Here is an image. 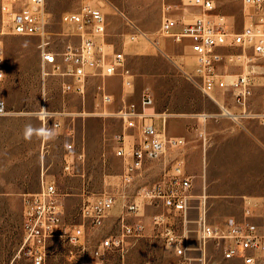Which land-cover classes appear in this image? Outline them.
Segmentation results:
<instances>
[{
    "label": "rangeland",
    "instance_id": "1",
    "mask_svg": "<svg viewBox=\"0 0 264 264\" xmlns=\"http://www.w3.org/2000/svg\"><path fill=\"white\" fill-rule=\"evenodd\" d=\"M88 1L48 0L53 29L67 30L61 15ZM215 1L234 30L250 22L251 11L241 0ZM100 5L106 13V39L124 51L131 84L125 83L122 73L92 76L83 93L74 91L69 77L44 75L39 39L11 33L3 26L0 14L5 61L0 98L7 103V112L0 117V264H31L24 256H17L23 240L24 197L39 191L45 177L54 179L60 192L63 227H84V236L77 245L65 235L51 237L46 264H96L94 250L100 241L121 233L123 200L118 201L103 225H94L81 214L85 201L106 191L120 194L122 190L124 160L115 152L114 135L123 127L115 117L100 114L105 108L100 85L114 97L106 111L139 101L147 90L154 97V109L171 114L168 134L184 135L187 140L182 152L193 179L192 219L197 217L199 198L204 194L208 221L220 226L230 220L250 222L264 234V123L257 115L232 118L225 109L242 114L243 108L230 91L217 90L210 96L186 77L184 71L192 70L196 63L190 48L157 35L161 0H100ZM195 11L187 7L180 14L186 13L184 18L189 21ZM122 13L148 38L131 40L132 26ZM155 40H159L157 44ZM56 48L61 49V43ZM229 70L235 74L242 67L232 66ZM256 70L247 109L263 113L264 54L257 59ZM44 109L53 114H42ZM203 114L208 115L206 119ZM56 121L61 124L57 126ZM69 142H74L72 151L66 147ZM82 151L84 156L78 158ZM66 154L74 162L71 172L64 169ZM161 170L160 162L152 163L137 185L154 182ZM137 185L131 187L132 192ZM154 212L155 208L147 205L140 215L125 216V221L141 218L146 224L145 234L129 238L123 250L108 252L105 264H178V257L153 230ZM189 226L195 228L196 223ZM192 244H197L195 237ZM256 256L255 264H264V252ZM206 260V264H244L239 258H226L215 241L207 243Z\"/></svg>",
    "mask_w": 264,
    "mask_h": 264
},
{
    "label": "built area",
    "instance_id": "2",
    "mask_svg": "<svg viewBox=\"0 0 264 264\" xmlns=\"http://www.w3.org/2000/svg\"><path fill=\"white\" fill-rule=\"evenodd\" d=\"M241 1L250 9L251 20L236 31L226 15L218 11L215 0H161L157 35L189 47L196 63L192 70L184 71L186 77L210 96L217 90L230 91L235 102L243 108L241 116L247 117L255 115L249 114L247 103L257 74V59L264 54V0ZM47 3L48 0H1L0 3L2 24L6 29L39 39L44 75L71 78L70 85L79 93L84 92L86 81L92 76L110 77L122 73L125 83L131 84L124 51L116 49L106 39V13L100 0H89L74 11L64 12L61 22L68 28L59 32L53 29V15ZM187 7L196 9L189 21L184 18L186 13L180 14ZM126 19L133 29L131 40L139 36L148 38L135 22ZM156 41L159 40H155V44ZM60 43L61 49L56 48ZM232 66L242 67V70L232 74L229 72ZM4 77V49L0 43V80ZM98 88L105 107L100 114L115 117L123 127L114 135L115 152L124 160L120 175L122 190L120 194L106 191L85 201L81 214L100 226L119 200L124 201L125 212L121 233L106 236L95 248L96 264H105V256L111 250H123L129 238L145 234L146 224L141 218L125 221V216H138L147 205L155 208L151 215L153 230L178 257V264H206L209 241L221 245L226 258L255 264L256 253L264 252V234L254 224L230 220L220 226L208 221L204 194L199 198L197 217H190L193 179L187 172V159L182 152L187 140L184 135L168 134L171 114L156 111L154 97L147 90L142 92L139 101L125 102L114 111H106L114 97L104 86ZM6 112L7 103L0 98V117ZM50 114L53 113H47ZM257 116L264 123V112ZM60 124L56 121L57 126ZM66 147L72 151L74 142L67 143ZM83 156L82 151L78 158ZM154 162L162 164L159 178L137 185L143 171ZM73 167V159L66 154L64 169L71 172ZM136 185L138 187L132 192L131 187ZM62 215L57 184L54 179L45 177L39 191L24 197L23 240L17 256H24L31 264H46L51 237L65 235L70 243L79 244L84 236L83 225L64 228ZM192 222L196 223L195 228L189 226ZM192 237L196 238V245L192 244Z\"/></svg>",
    "mask_w": 264,
    "mask_h": 264
},
{
    "label": "bare ground",
    "instance_id": "3",
    "mask_svg": "<svg viewBox=\"0 0 264 264\" xmlns=\"http://www.w3.org/2000/svg\"><path fill=\"white\" fill-rule=\"evenodd\" d=\"M41 113L42 114H46L47 112L45 111V109L44 110H42L41 111ZM225 113L226 114H229L231 117L233 116V117H235L234 119H237V118H240L241 117V113H233V112H230L229 110H227V109H225ZM167 114V113H166ZM247 114V113H246ZM249 114H255V115H259V114H261L262 115V113H253V112H251L250 111V113ZM205 115H207V114H203V116H204V119H205ZM244 115V114H243ZM45 116V115H44Z\"/></svg>",
    "mask_w": 264,
    "mask_h": 264
},
{
    "label": "crops",
    "instance_id": "4",
    "mask_svg": "<svg viewBox=\"0 0 264 264\" xmlns=\"http://www.w3.org/2000/svg\"><path fill=\"white\" fill-rule=\"evenodd\" d=\"M232 118H233V116H232Z\"/></svg>",
    "mask_w": 264,
    "mask_h": 264
}]
</instances>
